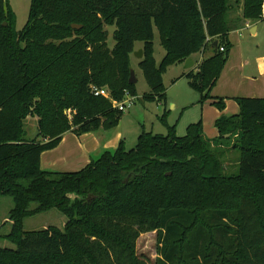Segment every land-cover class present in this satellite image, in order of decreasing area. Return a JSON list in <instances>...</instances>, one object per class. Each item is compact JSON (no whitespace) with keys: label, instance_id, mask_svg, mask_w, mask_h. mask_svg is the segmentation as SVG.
<instances>
[{"label":"trees","instance_id":"obj_1","mask_svg":"<svg viewBox=\"0 0 264 264\" xmlns=\"http://www.w3.org/2000/svg\"><path fill=\"white\" fill-rule=\"evenodd\" d=\"M235 3L31 0L18 30L14 9L0 0V199L13 198L4 237L16 246L0 247V264H149L137 253L148 232L157 233L155 264H264V98H235L240 111L216 120L215 139L202 120L178 135L164 113L166 134L144 130L135 147L122 140L78 171L41 166L65 133L119 124L124 112L112 99L138 96L130 83L137 42L150 87L144 101L164 102L168 68L210 47L213 54L186 78L200 104L211 100L223 110L225 100L211 92L233 47ZM242 9L257 22L264 0H243ZM106 26L115 28L112 47ZM155 28L165 49L159 63ZM29 117L37 118L33 139ZM229 149L239 151L237 173H227ZM51 209L67 217L64 228L24 229L27 217Z\"/></svg>","mask_w":264,"mask_h":264},{"label":"crops","instance_id":"obj_2","mask_svg":"<svg viewBox=\"0 0 264 264\" xmlns=\"http://www.w3.org/2000/svg\"><path fill=\"white\" fill-rule=\"evenodd\" d=\"M233 2H236L230 13L233 28L228 35L233 47L229 53L223 72L211 92L212 96L225 100V108L223 111H220L212 107L211 100H207L202 104L204 105L202 106V117L205 121L208 117L216 121L223 115L232 116L238 114V103L234 102V99L237 97L264 98V17L257 22L244 19L241 0H234ZM138 49H142V43L136 46V50ZM212 54L213 50L208 47L198 54L199 58L190 57L193 61L192 66L186 68V60L174 66L177 67V73L173 77L174 79L172 78L168 83L169 87H167L165 101L159 102L160 107H162V111L158 115L161 124H163L161 116L166 113V120L169 125L176 126L175 123L169 121L167 116L171 112L168 109L170 105L173 110H180L182 108L184 112V110L189 108L194 109V106L200 104V94L194 91L190 85L192 93L183 99L173 96L170 93V89H174L187 79V73L197 71L204 55L208 57ZM156 61L160 62L157 58ZM205 121L202 120L204 123V134L207 138L213 139L211 137L216 135V130L212 129ZM122 125L123 119L112 129L100 128L81 135H77L71 131L65 133L57 147L43 152L41 156L42 168L56 172H74L84 168L103 152L116 149L122 140H126ZM142 128L143 131H149L150 129V132L154 133L149 127L142 125ZM139 135H137V138Z\"/></svg>","mask_w":264,"mask_h":264},{"label":"rangeland","instance_id":"obj_3","mask_svg":"<svg viewBox=\"0 0 264 264\" xmlns=\"http://www.w3.org/2000/svg\"><path fill=\"white\" fill-rule=\"evenodd\" d=\"M8 1L16 13V28L18 30H21L27 23L29 10L31 6V0H8ZM233 1L234 0H230L231 3ZM241 4L243 5V0H241ZM242 13H243V9H242ZM106 29L109 32L108 42L112 47L114 45V40L112 36L115 28L106 26ZM140 44H141L140 42H137L136 46ZM154 45H155L154 55L157 58V60L160 61V58H163L165 49L160 44V37L158 30L156 28H155ZM194 57L199 58L198 54H195ZM204 58H206L205 55L203 56V59ZM131 65H132V70H134L135 76L138 79L136 83L138 96L135 99V103L133 107L130 110L124 112V115L122 117L123 119L122 126L124 129V133L126 135L125 143L127 145V148L130 149L135 147L136 145L135 143H137V135L141 134L143 131L142 125L151 128L154 131V133L166 134L168 131L167 127L161 124V122L158 119V115L162 111V107H160L159 102L144 101V99L142 98L143 95L149 91L150 87L139 66V59L135 56V52L131 54ZM176 65L170 66L172 68H169L163 76L166 87H169L168 84L169 81L177 73L176 72L177 67H174ZM170 93H172V95L175 96L176 98L180 97L181 99L186 97L188 94L192 93L189 87V80L185 79L174 89L172 90L170 89ZM235 101L236 100L234 99V102ZM202 106L204 105L198 104V106H194V109L189 108L184 110V112L182 111V108L180 110H173L171 108V105L168 107V109L171 112L167 114V116L169 118V121L176 124V131L178 135L181 136L184 135L186 133V129L188 125L192 123H197L201 119L205 121L202 117L203 116ZM212 107H215L216 109L220 110L216 105H212ZM239 111H240V107H239ZM205 122L209 124L212 129L216 130V135L211 137L215 139L218 136V131L215 126L216 121L211 120V118L208 117ZM25 126H26L27 137L29 139L35 138L37 135V118L29 117L26 120ZM238 159H239V151L236 149H229V153L227 157L224 158V160H226L225 167L228 174L237 173L239 168ZM13 206H14V202L11 196L6 195L0 199V247H5V248L16 247L15 244H13L4 237L5 235L9 234L11 231L12 226L9 220V214ZM32 207H35V205L33 204ZM66 222H67V217L63 213H61L57 209H51L42 212L40 214L27 217L24 221V229L27 231H32V230L44 229L49 226L64 228ZM137 253L140 257H144L148 259L149 264H155V260L158 255L156 232H148L140 235L137 241Z\"/></svg>","mask_w":264,"mask_h":264},{"label":"built area","instance_id":"obj_4","mask_svg":"<svg viewBox=\"0 0 264 264\" xmlns=\"http://www.w3.org/2000/svg\"><path fill=\"white\" fill-rule=\"evenodd\" d=\"M221 50H224V47H221ZM95 95H103L107 98L111 99L110 92L106 89H95ZM136 97L131 96L128 92H126V96L123 100H115L112 99V103L114 107L118 108L120 111L126 112L130 110L134 103H135Z\"/></svg>","mask_w":264,"mask_h":264},{"label":"water","instance_id":"obj_5","mask_svg":"<svg viewBox=\"0 0 264 264\" xmlns=\"http://www.w3.org/2000/svg\"><path fill=\"white\" fill-rule=\"evenodd\" d=\"M6 25V23L4 24ZM82 25H77V24H73V28H76V29H81ZM218 45V41H215L214 42V46H217ZM135 56L138 58V59H141L143 57V50L142 49H138L135 51ZM193 64V61L191 58H188L185 62V67L188 68L190 66H192ZM130 83L132 84H136L137 83V78L135 76V72L134 70H131V79H130Z\"/></svg>","mask_w":264,"mask_h":264}]
</instances>
